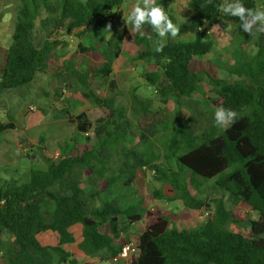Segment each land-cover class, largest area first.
<instances>
[{
  "label": "trees",
  "instance_id": "1",
  "mask_svg": "<svg viewBox=\"0 0 264 264\" xmlns=\"http://www.w3.org/2000/svg\"><path fill=\"white\" fill-rule=\"evenodd\" d=\"M124 1L17 0L12 43L7 50L0 46V94L27 88L39 74L51 73L60 82H76L84 98L109 113L94 122L85 112L61 110L57 118L73 124L77 132L59 146V156L54 160L44 154L45 169L32 168L22 180L0 185V239L8 236L14 247L8 250V264H79L64 248L78 240L82 255L101 261L116 258L131 243L132 226L145 216L134 189L137 173L144 169L170 187L172 197L157 193L163 200L179 199L195 211L209 209L210 201L200 190L209 183L221 197L212 201V216L193 228H180L166 213L147 212L138 254L128 264H264V33H245L238 18L219 10L224 0H188L195 15L179 25L178 35L194 38L164 42L162 52L154 50L160 38L149 25L144 36L131 33L130 25L139 48L134 60L146 65L147 84L162 104L173 101L188 114L165 118L161 110H151L150 98L135 95L126 110L91 88L93 76L112 75L121 53L122 38L107 35L115 20L112 11ZM258 1L241 0L248 8L264 9V0ZM168 15L175 24L176 18ZM218 22L235 26L239 44L230 56L232 63L221 64L219 58L210 62L237 77L234 81L195 66L214 49L205 24ZM62 32L80 39L97 34L100 47L80 42L78 55L60 62L55 50L65 43L59 39ZM204 82L214 96L203 91ZM220 106L238 113L235 124H215ZM17 129L14 116H9L8 123H0V136ZM134 129L143 149L131 146ZM158 140L163 141L161 163L147 149ZM46 141L42 135L37 147L25 138L19 144L22 152H45ZM26 152L31 158L32 151ZM240 204L256 212L258 220L237 218L234 211Z\"/></svg>",
  "mask_w": 264,
  "mask_h": 264
},
{
  "label": "rangeland",
  "instance_id": "2",
  "mask_svg": "<svg viewBox=\"0 0 264 264\" xmlns=\"http://www.w3.org/2000/svg\"><path fill=\"white\" fill-rule=\"evenodd\" d=\"M8 2H12V4L6 6L4 1H0V13H3V16L0 17V46L4 50H7L12 43L17 0H8ZM135 2L136 0H125L118 9L112 11L115 20L112 32L107 35V39L112 37L114 33H118V36L122 38V50L114 63L112 75L109 78L93 76L91 79V88L101 99H112L117 106L126 110L130 109L131 98L135 95L138 98H150L152 100L151 110L154 112L161 110L165 118L174 120L179 117H186L188 112L186 110L179 111L173 101H170L168 104L161 103L160 98L155 94V90L149 87L145 80L144 72L146 70V65L140 61L134 60L135 54L139 51V48L135 46L133 37L129 31L130 25L127 26L124 19H126L128 11ZM165 2L168 4V7L164 6ZM156 3L163 5L166 12L176 18L175 24L178 28L186 19L195 15V13L188 8V0H156ZM39 24L40 22L38 21L37 28H39ZM216 25H219V28H214ZM203 31L206 34V38L214 42V49L210 55L206 56L201 61L197 60L195 66L219 78L230 81L237 80V77L229 75L226 70L219 69L210 62L219 58L222 61L221 64L232 63L230 56L239 44L237 43L238 38L235 26H232L231 23H228L226 27H223L220 22L207 23ZM38 35L42 36V34ZM193 38L194 36L192 35H177L175 38L169 36L164 42L166 43L179 39L189 41ZM59 39L65 42L55 50L59 55L60 62L77 56V47L80 42L87 45L92 42L96 47H100L101 41L100 36L97 34L91 39H80L74 34H67L65 32L60 33ZM202 89L207 96H214L211 91L212 87L208 82L203 83ZM56 91H58V93H56ZM194 98L201 99V95L195 94ZM63 109L70 110L74 115L85 112L94 122L107 116L109 113L104 106L95 105L84 98L76 82L68 80L60 82V80L56 79L51 73L39 74L34 83L27 88L1 93L0 123H8L9 116H14L18 130L1 135L0 148L9 145L13 140L15 141L17 137L19 143L21 139L24 138L21 130L27 128V126H34L32 131L36 134L41 131L40 136L45 135L47 138L48 135H53L50 137V140L51 146L54 145L56 140L54 133L57 132V121L60 120L57 117ZM130 117H132V115H130ZM90 135H92V133ZM80 139L84 142V137H80ZM162 142V140H158V142L153 144L154 146H152V148L147 147L148 151L155 152V154L159 155V163L165 160L162 154ZM131 144V146L135 148L143 149L140 144L138 131L135 129L131 134ZM30 151H32L31 158H28L27 152H11V160L9 164H7L2 159V151L0 149V185L22 180L23 176L32 168H46L47 162L44 159L46 151H40L37 148H33ZM55 151L56 152L52 153L50 156V158L54 160L56 159L57 153L56 147ZM205 188H207V191ZM134 189L136 190V197L142 199L141 202L146 209L143 220L133 225L129 231L131 242L134 244L138 242L139 236L145 230L149 222L148 216L146 215L147 212L166 213L173 218V222L180 228H193L205 222L202 213L209 210L213 211V199L221 197V194L216 189L212 188L209 183L200 188V190L205 191L202 196L208 197L210 201L208 202L210 204L209 209L204 208L200 211H195L187 208L179 199L175 201L163 200L158 196V192L168 197H172L173 194L169 193V186H163L154 179V172L150 169L138 171ZM130 196L133 198L134 195L131 193ZM234 214L237 218L243 220H258L259 218L258 214L245 204H240L235 209ZM74 231L76 232L75 229ZM79 242L80 240L75 244L64 246L66 251L70 252L73 258L78 260L79 264H128L130 262L129 260L114 263L112 260L101 261L98 259H91L79 252ZM11 243L12 239L6 235H3L0 239V264H8V250H14ZM50 243L55 244L56 241L51 240Z\"/></svg>",
  "mask_w": 264,
  "mask_h": 264
},
{
  "label": "clouds",
  "instance_id": "3",
  "mask_svg": "<svg viewBox=\"0 0 264 264\" xmlns=\"http://www.w3.org/2000/svg\"><path fill=\"white\" fill-rule=\"evenodd\" d=\"M207 3L211 4L212 0H207ZM218 8L223 14L238 18L245 33L249 35L264 33V9L248 8L241 0H225ZM124 21L127 26L131 25V33H139L141 36H144V26L149 25L160 38L155 42L156 52L163 51L164 41L169 36L175 38L179 33L177 25L173 23L163 5L157 4L156 0H136ZM214 28H219V25ZM238 118L236 111L222 106L217 107L214 113V122L218 127L227 128L235 124Z\"/></svg>",
  "mask_w": 264,
  "mask_h": 264
},
{
  "label": "crops",
  "instance_id": "4",
  "mask_svg": "<svg viewBox=\"0 0 264 264\" xmlns=\"http://www.w3.org/2000/svg\"><path fill=\"white\" fill-rule=\"evenodd\" d=\"M57 125V132L54 133L56 140L54 142L53 148L51 146V140L50 137L53 135H48L47 137V141H46V155L47 156H51L52 153H55V147L57 152L59 151L58 148L60 145H62L64 142L69 141L73 135L77 132L76 127L69 123L67 120L65 119H60ZM54 124V123H53ZM52 124V125H53ZM34 126H27V128H23L21 130V133L23 135V137L29 142V144H32L33 146H39V141H40V132H37V134L32 131ZM18 130V129H17ZM2 151V159L5 163L9 164L10 160H11V152L14 153H22V149L20 144L18 143V137L15 139V141L13 140V142H11L9 145L4 146L3 148H0ZM26 151H30L29 150H25L23 151V153H25Z\"/></svg>",
  "mask_w": 264,
  "mask_h": 264
},
{
  "label": "built area",
  "instance_id": "5",
  "mask_svg": "<svg viewBox=\"0 0 264 264\" xmlns=\"http://www.w3.org/2000/svg\"><path fill=\"white\" fill-rule=\"evenodd\" d=\"M59 156L58 153H56V158ZM204 219H208L212 216L213 212L211 211H205L202 213ZM138 254V242L134 244L133 242L127 244L121 253L112 260V262L117 263L119 261H129L131 260L134 256Z\"/></svg>",
  "mask_w": 264,
  "mask_h": 264
}]
</instances>
